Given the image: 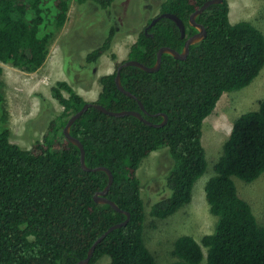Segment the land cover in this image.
Masks as SVG:
<instances>
[{"label": "trees", "instance_id": "trees-1", "mask_svg": "<svg viewBox=\"0 0 264 264\" xmlns=\"http://www.w3.org/2000/svg\"><path fill=\"white\" fill-rule=\"evenodd\" d=\"M92 2L111 11L115 0ZM209 0H165L160 13L179 17L185 26L182 38L176 23L150 19L131 45L127 60L151 67L161 47L180 52L197 30L188 21L192 12ZM71 0H0V62L24 72H35L46 61L53 39L67 20ZM227 0L210 5L196 18L206 36L189 47L183 60L163 54L156 72L127 66L120 71V92L113 73L99 78L101 91L94 104L112 112H142L147 125L133 116L114 117L89 107L71 126L70 135L84 148L88 168L105 167L113 180L106 198L128 212V222L108 233L95 247L89 264L102 256L110 264H155L143 241L145 222L141 183L136 172L152 153L167 149L172 165L161 176L159 194L149 216L166 219L192 200L196 181L206 170L201 143L202 125L224 93L241 90L264 67V37L250 22L231 23ZM107 29V28H106ZM105 29V30H106ZM116 29L109 26L103 42L92 49L81 67L91 80L92 66L111 47ZM124 62V61H123ZM74 67L78 65L70 62ZM2 68L0 67V76ZM89 77V78H88ZM50 94L63 108L50 120L41 139L28 149L13 144L0 94V264H75L83 260L92 244L125 214L94 195L108 182L104 171H85L80 150L63 134L67 120L87 102L65 81ZM167 116L165 125L154 126ZM264 173V99L255 111L240 115L232 124L206 182L205 199L217 218L212 233L201 244L181 236L171 264H264V228L250 205L240 198L232 180L251 183ZM206 248V255L203 253ZM205 256V262L203 263Z\"/></svg>", "mask_w": 264, "mask_h": 264}, {"label": "rangeland", "instance_id": "rangeland-1", "mask_svg": "<svg viewBox=\"0 0 264 264\" xmlns=\"http://www.w3.org/2000/svg\"><path fill=\"white\" fill-rule=\"evenodd\" d=\"M164 1L115 0L112 10L104 12L92 2L77 4L71 0L64 27L53 39L48 57L38 70L24 72L0 62V94L11 130V142L28 149L43 137L49 121L63 110L50 94V88L58 81L67 82L85 100L92 98L95 102L101 91L99 78L107 72L113 73L117 64L127 60L131 45L147 22L160 13ZM227 1L231 23L248 21L264 37V0ZM111 25L116 29L111 47L92 66V78L87 81L85 77L89 72L81 65L87 54L103 42ZM70 62L78 68L71 69ZM263 99L264 67L249 86L222 95L202 125L201 143L206 155V170L193 187L191 202L174 215L166 219L152 218L148 207L155 198L164 196L158 191L159 178L172 165L167 149L152 152L138 168L136 176L141 183L145 205L143 241L155 264H171L177 260L173 248L179 237L191 236L201 244L202 238L213 232L217 218L210 213L205 199L206 182L214 175V166L234 121L246 112L257 110ZM232 180L238 195L250 205L258 225L264 228V173L251 183L236 177ZM203 253L206 255L204 247ZM95 264H110V258L102 256Z\"/></svg>", "mask_w": 264, "mask_h": 264}, {"label": "water", "instance_id": "water-1", "mask_svg": "<svg viewBox=\"0 0 264 264\" xmlns=\"http://www.w3.org/2000/svg\"><path fill=\"white\" fill-rule=\"evenodd\" d=\"M220 2H222V0H209V1H206L197 10H195L194 12L191 13V15L189 17L188 23H189L190 26L194 27L197 30V32L194 35H192V36H190L189 38L186 39V41H185V43L183 45V48H182V50L180 52H178V51H176L174 49H171L169 47H161L157 51L155 63L151 67H147V66H145V65H143L140 62H137L135 60H125L124 62H122L117 67L116 75H115V79H114L117 89L120 92L124 93L125 95L135 98L131 93L127 92L122 87L121 80H120V71H121V69L123 67L133 66V67H137L140 70L145 71V72H156L160 68V66H161V58H162V55L163 54L171 55L174 59H177V60H183V59H185L187 57V55H188L189 47L192 46V45H194V44L199 43L206 36V30H205L204 26L201 25V24H198L196 22V18L200 14H202L204 12V10H206L210 5L216 4V3H220ZM162 18H168V19L174 21L176 23V25L178 26L179 30H180L181 37L183 38L185 36V26H184V23L182 22V20L179 17H177L174 14H170V13H161V14H158L156 17H154L150 21L149 27H151L152 25H154L159 19H162ZM138 104H139V107H140L141 111L143 113H146L145 110H144V107H143L142 103L140 101H138ZM89 107H94L97 110H99L100 112H102L104 114H107V115H110V116H114V117L133 116V117H135V118L143 121L147 125H153L150 121L144 119V117L142 115V112H138V111L112 112V111L107 110L103 106H101L99 104H94L92 102H87L78 112L74 113L67 120V122H66V124H65V126L63 128V134H64V137L69 142H71L72 144H74L75 146H77L79 148V150H80V164H81L82 169L85 170V171H104L107 174V176H108V182H107L106 186L104 187V189L101 192H98V193H96L94 195L95 202H97L98 204H108L112 208H114L117 211H120L121 213L125 214V216H126V218H125L124 221H122L121 223L115 224V225L111 226L110 228H108L92 244V246L89 248V250L87 252L86 257L83 260H80V261H78L75 264H89V261L92 258L93 252L95 250V247L100 243V241L108 233H110L112 230L117 229V228L125 225L128 222L129 218H130V215H129L128 212H125L123 210H120L118 208V206L114 202L108 200L105 197L106 194H107V192H108V190H109V188H110V186H111V184H112V180H113V177H112V174H111L110 170H108L105 167L88 168L85 165V161H84V148H83L82 144L80 143L79 140H77L76 138H74V137H72L70 135V128H71L72 124L79 117H81V115L84 114ZM159 115L162 116V118H163L162 119V122L160 124H157V125H154V126L161 127V126H163V125L166 124V122H167V116L165 114H159Z\"/></svg>", "mask_w": 264, "mask_h": 264}, {"label": "crops", "instance_id": "crops-1", "mask_svg": "<svg viewBox=\"0 0 264 264\" xmlns=\"http://www.w3.org/2000/svg\"><path fill=\"white\" fill-rule=\"evenodd\" d=\"M107 74H110V72H107L105 75H107ZM80 96H82L83 97V95H81L80 94ZM83 99L85 100V98L83 97ZM86 102H94V100L91 98V99H89V100H85Z\"/></svg>", "mask_w": 264, "mask_h": 264}]
</instances>
